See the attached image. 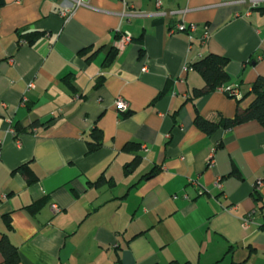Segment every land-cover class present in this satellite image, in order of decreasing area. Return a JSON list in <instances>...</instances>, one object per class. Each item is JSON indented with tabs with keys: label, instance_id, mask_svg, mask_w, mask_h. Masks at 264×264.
Returning <instances> with one entry per match:
<instances>
[{
	"label": "crops",
	"instance_id": "1",
	"mask_svg": "<svg viewBox=\"0 0 264 264\" xmlns=\"http://www.w3.org/2000/svg\"><path fill=\"white\" fill-rule=\"evenodd\" d=\"M81 2L0 0V238L17 264H264V125L198 129L238 99L192 98L204 82L189 67L227 58L245 108L264 76V0ZM116 33L130 35L119 51Z\"/></svg>",
	"mask_w": 264,
	"mask_h": 264
},
{
	"label": "trees",
	"instance_id": "2",
	"mask_svg": "<svg viewBox=\"0 0 264 264\" xmlns=\"http://www.w3.org/2000/svg\"><path fill=\"white\" fill-rule=\"evenodd\" d=\"M18 37L22 40H26L28 43H33L37 36L43 34L29 31V32H18ZM120 36L119 33H116L115 37L118 38ZM85 50V49H84ZM83 51V50H81ZM80 51V52H81ZM95 53V52H94ZM115 51L112 52V55ZM93 55V54H92ZM228 59L208 53L197 61L190 64V68L196 71L201 78L203 79L204 85L201 88L193 89L192 98H198L205 94H208L221 86L225 85L229 80V76L226 72V65ZM164 91H161L159 95H162ZM252 94L253 98L249 102V104L245 108L239 107V101L237 103L236 111L233 117H219L218 120H208L204 119L200 115H196L193 119L194 125L200 129L201 131L209 134L213 132L218 127H231L233 125L248 121V120H256L261 125H264V76H257L255 80L250 85V90L246 93V95ZM91 136L93 141H89L87 143L88 151H93L100 146V138L101 132L96 127H94L91 131ZM137 146L132 143H127L124 148H136ZM139 160L137 156H135L134 161ZM156 171L153 168L148 174L144 176V178L151 177L153 173ZM34 178H29V182H33ZM255 201L259 200L258 196L254 197ZM44 201H36L32 205L29 206L30 210L36 211L42 205ZM0 252L2 254L3 262L2 264H17L18 263V254L16 248L13 247L8 240L2 236L0 238ZM168 264H191L189 262L178 263L176 261H171Z\"/></svg>",
	"mask_w": 264,
	"mask_h": 264
},
{
	"label": "built area",
	"instance_id": "3",
	"mask_svg": "<svg viewBox=\"0 0 264 264\" xmlns=\"http://www.w3.org/2000/svg\"><path fill=\"white\" fill-rule=\"evenodd\" d=\"M244 1V0H242ZM249 2L251 3V5L253 7H258L260 5V3L262 2V0H249ZM81 0H75V4H81ZM164 13L163 12H157L155 13V15H163ZM61 15L63 16H68V13L66 10L62 11L61 12ZM124 16H127V15H124ZM197 29V25H195L194 23H183V22H177L173 25V27L171 28V31H178V32H186L189 37H191V33H193L195 30ZM208 35V32L205 30L203 32V35L202 37L203 38H206ZM130 40V35L128 33H125V34H120V36L117 38L116 42H115V47L116 49L119 51L123 48V46L125 44H127ZM187 68V67H186ZM146 67L144 66L143 67V70H145ZM29 86H32L31 84ZM219 89L225 91L228 95H231L233 97H235L236 99H239L241 97V93L239 92V90L237 88H234V87H231V86H221L219 87ZM114 105H115V108L116 110L118 111H121V112H124L128 109V104L126 101H124L121 97H116L114 99ZM209 162H211V159L208 160ZM257 184H260V182H258ZM53 208L55 210H57V208L55 206H53ZM243 222L245 224H248L249 223V219L245 218L243 220Z\"/></svg>",
	"mask_w": 264,
	"mask_h": 264
}]
</instances>
